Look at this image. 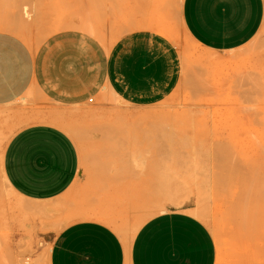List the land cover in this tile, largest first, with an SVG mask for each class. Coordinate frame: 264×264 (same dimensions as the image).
<instances>
[{
    "label": "crops",
    "instance_id": "crops-1",
    "mask_svg": "<svg viewBox=\"0 0 264 264\" xmlns=\"http://www.w3.org/2000/svg\"><path fill=\"white\" fill-rule=\"evenodd\" d=\"M75 2L77 26L38 45L0 30L1 168L17 198L67 219L49 264H217L213 233L191 208L143 222L138 204L143 130L132 126L179 86V48L150 28L101 38L98 1ZM182 19L204 51L205 107L264 121V0H183Z\"/></svg>",
    "mask_w": 264,
    "mask_h": 264
},
{
    "label": "rangeland",
    "instance_id": "rangeland-1",
    "mask_svg": "<svg viewBox=\"0 0 264 264\" xmlns=\"http://www.w3.org/2000/svg\"><path fill=\"white\" fill-rule=\"evenodd\" d=\"M75 1L0 0V30L38 45L54 31L77 26ZM95 1L99 8L93 20L101 38L150 28L171 38L181 53L177 89L143 110V121L132 126L143 130V203H138L143 222L164 211L191 208L213 233L217 264H264V121H225L219 107H205L204 51L185 29L183 0ZM96 112L118 111L99 106ZM112 124L111 129H121ZM6 125L0 122V133L10 128ZM1 141L0 264H49L50 249L67 219L50 218L44 206L15 196L3 177L7 139ZM132 142L139 145L137 138Z\"/></svg>",
    "mask_w": 264,
    "mask_h": 264
},
{
    "label": "bare ground",
    "instance_id": "bare-ground-1",
    "mask_svg": "<svg viewBox=\"0 0 264 264\" xmlns=\"http://www.w3.org/2000/svg\"><path fill=\"white\" fill-rule=\"evenodd\" d=\"M100 127V126H99ZM99 129V128H98ZM101 129V128H100Z\"/></svg>",
    "mask_w": 264,
    "mask_h": 264
}]
</instances>
